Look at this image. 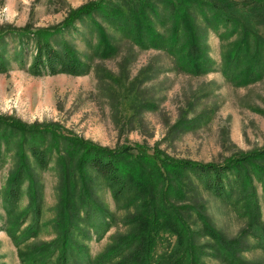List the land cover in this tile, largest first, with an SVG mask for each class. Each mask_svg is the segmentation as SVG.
I'll list each match as a JSON object with an SVG mask.
<instances>
[{
  "label": "rangeland",
  "instance_id": "374dc122",
  "mask_svg": "<svg viewBox=\"0 0 264 264\" xmlns=\"http://www.w3.org/2000/svg\"><path fill=\"white\" fill-rule=\"evenodd\" d=\"M88 1L90 0H0V28L7 27L10 31L18 32L26 26L31 31L40 27H62L70 10ZM163 1L117 2L121 4L124 15L136 16L137 19L140 16L142 20L148 18L154 30L169 36L172 34L169 17L174 8ZM213 8L212 5L203 6L202 2L189 8L192 18L197 20L198 24L195 26L201 36L205 55L212 60L209 65L214 66L213 70L200 74L179 67L175 56L167 49L143 47L134 37L135 33L125 36V32L100 17L98 12L73 27L77 31L73 30L68 34L69 31H65L68 28H65L60 33H64L74 43L79 58L92 66L91 71L86 74L61 72L35 75L22 66L14 55L17 41L10 35L6 36L11 54L7 55L8 69L0 71V115L11 117V121L20 120L32 126V130L35 126L40 129L48 127L49 130L39 141V145L52 154V160L46 170H40L36 189L29 181L23 185L20 200L11 216L4 203L10 177L18 166L19 159H26L31 166L34 159L28 145L23 146L20 151L18 147L9 150L6 149V142L0 141L4 150L0 159V264H24L20 258L21 252L26 251L28 255H32L45 243L59 241L61 245L65 238V247H60L52 260L45 264H57L63 250L67 264H88L80 259L82 257H88L94 264L104 261L106 264H114L129 255L132 256L128 257L126 264H149L146 257L149 254L153 257L152 262L158 258L170 260L173 256L176 258L182 252H187L184 248L186 246L180 243L177 232L160 229L153 234L150 246L145 253H141L137 262L139 242L132 243V249L119 256V261L107 263V260L118 255L115 251L120 247L107 256L120 244V237L130 233L133 228L129 217L131 219L136 204L130 208H125V205L130 204L131 200L137 204L140 201H133L129 196L122 203L124 207L117 205L106 182L101 179L96 184V191L91 190L94 198L99 200L98 203L103 202L107 212L96 213L98 218L94 219V227L88 228V224L85 225L91 239H84L85 235L80 229L63 235L64 230L59 228L55 220L60 214L61 193H66V190H62L65 187H59L60 167L66 168L60 158L67 157V147L65 143L53 138L51 129L66 136L77 135L104 147L128 146L135 155L141 151L150 156L162 153L174 159L202 164L221 165L253 151L263 150L264 77L241 84L238 78L235 81L228 79L222 72L223 44L227 43L230 50L240 35L234 26L229 27V22L220 25L222 21L216 19ZM100 10L107 11L101 7ZM260 27L264 30V24H260ZM181 28L177 35L183 42L187 35L185 28ZM196 30H193L194 34L197 33ZM106 41L110 43L111 52L115 49L117 52L110 54L111 52L104 51L103 42ZM250 44L248 54L253 51L257 57L264 58V45L260 48L255 38ZM31 58L32 53L29 55V62ZM72 162L81 164V160L77 162V158H73ZM65 164L71 171L70 160L65 161ZM73 166L76 167L74 164ZM251 167L254 169L252 164ZM76 168L80 174H86L89 185L94 184L95 178L91 170ZM64 171L65 169L63 173ZM248 171V180L242 181L236 196L243 202L239 207L240 212L223 202L213 191L206 189L189 171H184L182 176L185 190L183 198L176 200L174 195L172 198L163 197L169 183L164 177L169 179L173 176L164 172L161 178L157 177V183L162 181L164 184H158L155 197L147 202H152L157 207L167 206L175 213H181L187 226L186 232L190 233H206L205 228L201 229L200 224L198 225L199 212H205L227 240H240L241 247L246 248L239 255L241 259L248 264H264V247L259 246L250 233L245 236L246 227L254 225L255 229L261 225L264 228V182L254 174L255 170L251 173L248 168ZM78 176V173L71 171L70 190ZM82 176L85 178L83 174ZM79 191L80 189L76 193L77 198ZM35 195L37 202H41V216L36 213L27 214L37 206L32 204ZM70 201L69 207H72L74 200ZM61 207L65 208L64 202ZM191 207L195 210L190 211L188 208ZM25 214L26 218L21 224L18 220ZM81 215L84 216L83 212ZM8 216L12 220L8 221ZM13 223L16 224L19 237L31 236L20 246L14 243L7 230ZM80 226L84 229L83 223ZM194 243H209L216 248H223L221 243L209 237L198 238ZM196 260V264H228L222 258L201 253Z\"/></svg>",
  "mask_w": 264,
  "mask_h": 264
},
{
  "label": "trees",
  "instance_id": "16d2710c",
  "mask_svg": "<svg viewBox=\"0 0 264 264\" xmlns=\"http://www.w3.org/2000/svg\"><path fill=\"white\" fill-rule=\"evenodd\" d=\"M117 1L90 0L85 2L70 10L64 19L62 27L59 26L54 29L40 27L37 30L31 31L32 29L26 26L24 29L15 32L10 31L7 27L0 28V71H6L9 67L7 55H10L11 52L6 36L10 35L17 41L14 55L19 59L22 66L35 75L61 72L73 74L89 73L92 66L79 58L74 43L68 40L64 36V33L63 35H60V33L64 32L65 28H68V30H65L69 31L67 32L68 34H71L73 30L77 31L78 29L73 27H77L78 23H82V21L86 20V17L92 16L95 12H98L100 17L106 21L119 27L125 32V36L128 37L130 33H135L136 36L134 37L143 47L154 46L167 49L175 56L176 64L183 69L199 74L213 70L214 66L209 65V62L212 60L205 55L203 43L200 41L201 36L196 30L195 24H198L197 20L196 18H192L189 11L192 5L202 2L203 6L204 4L214 6L213 10L215 17H217L216 19L222 21L219 23L220 25L229 22V27L234 26L240 35L239 40L234 43V46L230 50L227 43L223 44L222 56L224 59L221 70L225 73L226 77L231 80L238 78L241 84L253 82L264 77V58L262 56L257 57L253 51L248 54V48L251 46L250 42L253 38L259 42L260 48L264 45V30L260 27V24H264V0H164V3L174 8L169 17L172 22V34L169 36L159 34L158 31L154 30L148 18L142 20L140 16L137 19L136 16L124 15L121 12V4ZM124 1L126 3L128 0ZM100 7L107 11H101ZM164 21L166 20L164 19ZM161 23L163 24V18L161 19ZM89 27L91 28L90 25ZM180 27L185 28L187 35L183 42H181L182 39L177 35ZM56 29L59 30L57 31ZM194 29L197 32L195 34L193 33ZM220 38L224 39V36ZM106 43L103 42L105 45L104 51L110 53V43L107 41ZM114 51L117 52V49L113 50L110 54H113ZM30 53H32V58L29 62ZM27 63L29 64L27 65ZM11 119V117L0 115V141L6 142V149L9 150L13 149V147H18L20 151L23 146L28 145L31 156L34 159V164L32 163L31 166L26 159H19L18 166L10 177V185L4 196L5 207L9 215L14 212V207L20 200L23 185L29 181L33 188L36 189L37 185H39L40 170H46L52 160V154L39 145V141L47 134L48 127L42 128V130L38 126H35V129L32 130V126L20 120L11 121ZM51 134L56 141L65 143L67 147V157L60 158L64 161L66 168L60 167L61 186L59 187L60 189L65 187L62 190H66L65 194L61 193L60 199L61 204L64 202L65 208L61 207V204L59 205V218L55 220L59 228L64 230L63 235L65 233L69 235L74 230L80 229L85 235L84 239H91L85 225L88 224V228L90 226L94 227V219L98 218L96 213L107 212L104 209L103 202L98 203L99 200L94 198V192L91 190L96 191V184L101 179L106 182L117 205L124 207L122 203L129 196L133 198V201H140L137 204L131 200L130 204L127 203L125 205V208H130L133 204H136L131 219L129 217L133 228L130 233L120 237V244L109 252L107 256L120 247L115 251L118 255L107 260V263L119 261L120 259H117L119 256L124 255L125 252L132 249V243L137 244L139 242L137 252L140 254L136 256L137 262V258L141 257V253H145L147 247L150 246L154 237L153 234L160 229H168L178 233L179 241L186 246L184 248L187 252H182L176 258L173 256L170 260L168 258H158L156 261L153 259L152 262L151 258L153 257L149 254V256L146 255L149 264H154V261L155 264H196L197 255L200 253L222 258L228 264H248L239 257L240 253L246 250L245 247H241L240 240H227L224 237L225 235H223L224 233L216 228L205 212H199L198 225L200 224L199 227L201 229L205 228L206 233L203 234L196 231L190 233L186 232L187 226L181 213H175L173 209L167 206L157 207L156 204L147 201L152 200L153 196L155 197L154 193L158 190V184H164L162 181L161 183H157V177L161 178L164 172L173 174V176L169 179L164 177V180L169 183L167 191L163 193V197L169 196L172 198L174 195L173 197L176 200L183 198L185 190L182 184V176L184 175V171H189L205 185L206 189L213 191L223 202L230 204L233 209L240 212L239 207L242 206L243 202L242 199L236 196L239 185L242 181L246 182L248 180L250 173L248 168L251 173L255 170L254 174L259 177L260 181L264 182V149L242 155L235 160L221 165L213 163L202 164L174 159L162 153H155L153 156H150L141 151L135 155L128 146L121 145L116 148L104 147L90 140L80 138L77 135L66 136L54 129H51ZM12 144H15V146H12ZM3 151L0 142V159L3 156ZM18 157L20 158L21 155H18ZM73 158H77V162L81 160V164L72 162ZM67 160H70L72 164L71 171L78 173V177L80 178L74 181L71 190L69 185L71 171L69 166L65 164ZM73 164L78 168L91 170L90 172L95 178L94 184L89 185L86 174L84 172L80 174ZM251 164L254 166V169H252ZM63 169H65L64 173ZM78 189L80 191L77 198L76 193ZM71 199L74 200V205L69 207ZM37 200V196L35 195L32 204L37 206L35 210H29L27 214L36 213L37 216L42 215L41 202H37ZM246 201H249V199ZM63 208L64 211L62 212ZM188 209L190 211L195 210L192 207ZM82 212L84 216L81 215ZM182 212L187 213L188 210H182ZM27 214L22 215L18 221L21 223ZM183 215L185 218H188L186 214ZM244 215L246 217V214ZM9 220H12L10 216H8ZM80 223H83L84 229H82L83 227L80 226ZM196 223L197 221H195V225ZM245 229H247L245 236L250 233V235L256 238L257 244L264 247V228L261 225H258L255 229L254 225ZM7 230L17 246H20L31 237H19L15 223L11 225V228H7ZM202 237H209L213 241L221 243L223 248H216L209 243H194L198 238ZM66 241V238L62 240L61 245L59 241L45 243L36 249L32 255H28L26 251L21 252L20 258L24 261V264H45L52 260L53 255L60 250V247H65ZM64 255H66L65 250H63V255L58 257L57 264H67V259ZM129 256L124 257L119 262L116 261L114 264H121L122 262L126 264ZM80 259L88 262V264H94L88 257ZM100 264H106V261ZM141 264H144V262H141Z\"/></svg>",
  "mask_w": 264,
  "mask_h": 264
}]
</instances>
